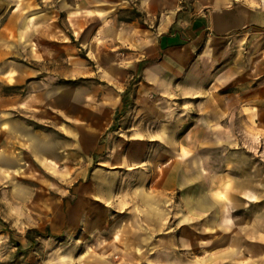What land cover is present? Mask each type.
<instances>
[{
  "label": "crops",
  "instance_id": "0c3cea01",
  "mask_svg": "<svg viewBox=\"0 0 264 264\" xmlns=\"http://www.w3.org/2000/svg\"><path fill=\"white\" fill-rule=\"evenodd\" d=\"M52 1L70 28L102 15L123 81L85 124L70 122L72 99L49 100L62 132L0 123V189L26 206L25 231L70 242L55 264H206L222 241L228 254L264 249V0Z\"/></svg>",
  "mask_w": 264,
  "mask_h": 264
},
{
  "label": "rangeland",
  "instance_id": "374dc122",
  "mask_svg": "<svg viewBox=\"0 0 264 264\" xmlns=\"http://www.w3.org/2000/svg\"><path fill=\"white\" fill-rule=\"evenodd\" d=\"M42 1L47 3L42 6L45 12H27L28 0H0V123L7 117L25 116V132L45 129L58 133L64 130L60 117L65 113L49 100L56 98L59 103L72 99L77 120L70 122L85 124L81 118L89 106L99 101L100 107L105 96L120 92L123 77L118 70L123 63L119 58L123 46L106 37L101 14H88L92 21L85 28L74 21L70 28L66 14L55 11L52 0ZM127 100L122 97L123 102ZM39 108L43 111L40 119ZM94 110L95 117L102 112L101 108ZM120 115L116 110L105 132L114 134L106 142L110 147L118 145ZM101 141L100 136L99 144ZM98 155L101 152L93 154V165L103 160ZM25 212V205L8 202L7 190L0 189V216L10 219L0 220V264H55V247L70 242L47 232L25 231ZM223 243L218 250L207 247L206 264H264L263 248L255 247L249 256L242 252L228 254L225 250L229 247Z\"/></svg>",
  "mask_w": 264,
  "mask_h": 264
}]
</instances>
